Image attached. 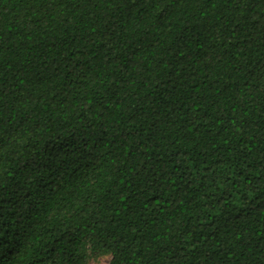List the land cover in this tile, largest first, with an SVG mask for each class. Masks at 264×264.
<instances>
[{
	"label": "trees",
	"instance_id": "trees-1",
	"mask_svg": "<svg viewBox=\"0 0 264 264\" xmlns=\"http://www.w3.org/2000/svg\"><path fill=\"white\" fill-rule=\"evenodd\" d=\"M264 264V0H0V264Z\"/></svg>",
	"mask_w": 264,
	"mask_h": 264
},
{
	"label": "rangeland",
	"instance_id": "rangeland-1",
	"mask_svg": "<svg viewBox=\"0 0 264 264\" xmlns=\"http://www.w3.org/2000/svg\"><path fill=\"white\" fill-rule=\"evenodd\" d=\"M109 262V258L104 256V257H101V256H96V257H93L91 258V260L89 261L88 264H108Z\"/></svg>",
	"mask_w": 264,
	"mask_h": 264
}]
</instances>
